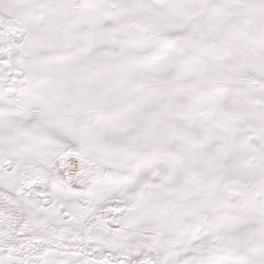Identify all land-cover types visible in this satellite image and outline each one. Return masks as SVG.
Returning <instances> with one entry per match:
<instances>
[{
    "label": "snow or ice",
    "instance_id": "obj_1",
    "mask_svg": "<svg viewBox=\"0 0 264 264\" xmlns=\"http://www.w3.org/2000/svg\"><path fill=\"white\" fill-rule=\"evenodd\" d=\"M0 264H264V0H0Z\"/></svg>",
    "mask_w": 264,
    "mask_h": 264
}]
</instances>
